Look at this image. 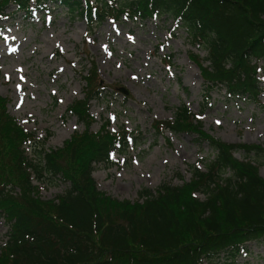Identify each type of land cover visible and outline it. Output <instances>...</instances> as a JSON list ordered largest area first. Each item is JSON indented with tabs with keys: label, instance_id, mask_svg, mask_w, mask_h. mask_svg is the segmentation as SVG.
I'll use <instances>...</instances> for the list:
<instances>
[{
	"label": "trees",
	"instance_id": "1",
	"mask_svg": "<svg viewBox=\"0 0 264 264\" xmlns=\"http://www.w3.org/2000/svg\"><path fill=\"white\" fill-rule=\"evenodd\" d=\"M48 2L87 22L119 13L173 18L207 52L189 56L207 90L221 86L237 98L260 94V68L252 60L264 58V0H0V18L9 5L24 18L36 11L44 16ZM167 60L164 55L161 62ZM91 65L87 89L68 108L83 129L57 148L46 147L48 134L41 139L17 123L0 96V214L8 225L0 264H234L248 242L264 243V177L254 158L264 146L216 138L184 105L152 125L161 134L189 132L205 142L212 158L203 168L190 165L188 180L142 188L134 201L98 188L96 165L120 163L113 152L127 155L138 139L125 129L109 130L107 120L91 130L90 101L101 95ZM55 180L68 187L42 198L44 182Z\"/></svg>",
	"mask_w": 264,
	"mask_h": 264
},
{
	"label": "rangeland",
	"instance_id": "2",
	"mask_svg": "<svg viewBox=\"0 0 264 264\" xmlns=\"http://www.w3.org/2000/svg\"><path fill=\"white\" fill-rule=\"evenodd\" d=\"M53 4L48 2V15L37 11L31 18L13 12V5L5 9L8 16L0 19V96L6 97L7 111L24 129L41 139L48 134L46 147L57 148L83 129L68 108L87 89L84 77L93 62L101 95L90 101L91 130L107 120L109 130L125 129L138 139L127 155L113 153L120 164L96 165L92 174L100 190L134 201L140 189L154 191L162 182L180 185L190 178V165L203 168L211 160L210 147L198 143L194 133L161 134L153 128L155 121L172 119L179 105L197 115L203 129L216 138L264 146V58L252 60L260 68V94L229 97L221 86L205 88L198 64L189 56L193 52L205 58L207 52L191 44L173 18L119 13L87 22ZM163 55L168 66L161 62ZM234 154L242 158L240 151ZM254 158L264 177V154ZM42 187L41 197L50 199L68 186L55 180ZM7 229L0 214V247ZM241 254L234 264H264V243L248 242Z\"/></svg>",
	"mask_w": 264,
	"mask_h": 264
},
{
	"label": "water",
	"instance_id": "3",
	"mask_svg": "<svg viewBox=\"0 0 264 264\" xmlns=\"http://www.w3.org/2000/svg\"><path fill=\"white\" fill-rule=\"evenodd\" d=\"M120 90H122V91H124L125 93H126V90L123 88V87H121V89Z\"/></svg>",
	"mask_w": 264,
	"mask_h": 264
}]
</instances>
